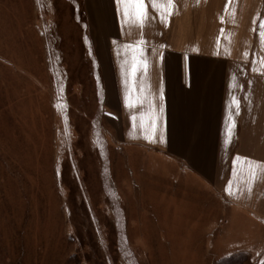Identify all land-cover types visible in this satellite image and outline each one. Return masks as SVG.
Instances as JSON below:
<instances>
[{
    "label": "rangeland",
    "instance_id": "374dc122",
    "mask_svg": "<svg viewBox=\"0 0 264 264\" xmlns=\"http://www.w3.org/2000/svg\"><path fill=\"white\" fill-rule=\"evenodd\" d=\"M212 3L172 0L155 38L208 44ZM112 10L0 0V264H264L263 223L100 120L93 50L136 39Z\"/></svg>",
    "mask_w": 264,
    "mask_h": 264
},
{
    "label": "crops",
    "instance_id": "0c3cea01",
    "mask_svg": "<svg viewBox=\"0 0 264 264\" xmlns=\"http://www.w3.org/2000/svg\"><path fill=\"white\" fill-rule=\"evenodd\" d=\"M112 2L114 38L136 39L93 50L100 120L120 141L185 166L234 222L264 224V0L212 3L219 24L206 45L156 39L171 16L163 2L146 0L139 23L127 15L135 6Z\"/></svg>",
    "mask_w": 264,
    "mask_h": 264
},
{
    "label": "snow or ice",
    "instance_id": "6c2138e0",
    "mask_svg": "<svg viewBox=\"0 0 264 264\" xmlns=\"http://www.w3.org/2000/svg\"><path fill=\"white\" fill-rule=\"evenodd\" d=\"M120 2L133 5V7L127 15L137 19V22L143 21L146 17V11L143 9V5L145 4L146 0H120ZM148 3H150L154 8H158V5L163 2L165 7L171 5L172 0H147Z\"/></svg>",
    "mask_w": 264,
    "mask_h": 264
}]
</instances>
